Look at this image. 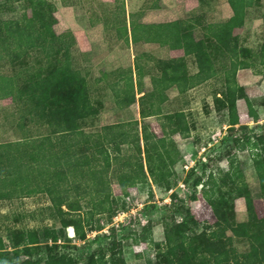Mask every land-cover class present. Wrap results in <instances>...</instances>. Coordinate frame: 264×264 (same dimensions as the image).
<instances>
[{
	"label": "trees",
	"instance_id": "trees-1",
	"mask_svg": "<svg viewBox=\"0 0 264 264\" xmlns=\"http://www.w3.org/2000/svg\"><path fill=\"white\" fill-rule=\"evenodd\" d=\"M201 2L203 6H212L210 0H201ZM228 2L232 7L233 15L224 22H212L204 26L209 36L207 49L204 48L203 40L194 44L188 30L185 33L180 31L184 24L185 29L195 26L193 19L172 25L174 29L176 27L174 33L178 35V40L184 45L185 50L190 52L193 49L195 52L200 75H205L204 78L209 79L220 69L224 70L226 91L223 95L219 93L220 97H216L214 101L226 106L229 125L232 127L239 124L237 101L245 99L251 107V99L246 88L237 79L238 68H250L251 65L246 61L240 63L238 57L240 44L237 36H232V31L233 28L245 24L248 10L256 0H228ZM29 7L32 9V15L27 19H3L0 16V59L8 58L27 70L31 67L25 56L30 55L32 51L41 50L47 58L49 73L35 80L33 85L30 81H25L22 85L18 76L0 73V97L17 95L20 100H28V103L32 104L28 114L34 115L32 117L30 114V118H36V122L44 127L46 124L50 125L51 131L50 135L44 133L33 135L30 134L32 133L30 130L24 129L22 140L0 142V198L19 191L28 194L36 192L44 186L47 173H51L58 179L70 183L75 192L71 196L69 194L71 189L68 187L65 192L54 195V188L45 184L44 188L52 194V200L58 210L55 217L60 218L62 227L60 229L46 227L43 231L44 237L57 243L64 235L65 229L72 227L77 236L85 239L88 231L97 230V227L104 228L100 222L98 225L95 224L96 213H108L112 222L111 219H114L117 212L112 206V201L115 202L116 198L112 196L109 183L111 167L114 164L118 166L117 178L124 190L138 184H148L149 187L156 185L171 190L177 185L175 166L183 160V154L173 136L177 133L189 136L192 128L187 114L181 110L160 115L164 119L163 137L151 131L149 124L142 123L143 145L139 120L104 125L97 133L85 131L84 126L90 116L98 114V109L92 105L86 76L76 67L77 64L73 63L72 50L76 46V37L71 31L61 34L56 32L50 17L49 0H29ZM6 9L12 11L14 7L11 5ZM6 9L0 5V11ZM207 12L202 11L199 17H206ZM199 17L194 19L196 23H200ZM62 55L64 60L61 62L59 58ZM262 57L264 64V42ZM184 75V71L176 64L171 71L165 69L164 88L170 86L169 83H165L166 77L181 80ZM147 96L146 93L140 100L141 117L161 114L162 111L156 107L159 104L157 101L150 100L148 110L144 108L142 100ZM133 97L134 99L129 101L135 100V95ZM117 99L119 104L125 101L121 98ZM126 123L131 125L130 131H134L133 136L132 132L124 130L123 126ZM52 134L56 141L52 139ZM131 136L134 137L133 140L130 139ZM230 139L232 142L235 138L231 135ZM222 140L217 146L216 155L223 153L224 144H227L229 136ZM127 143L130 153L124 154L122 146ZM254 165L260 180L261 193L264 196V153H259L255 157ZM51 166L54 167L53 171ZM195 168L193 166L188 172V178L193 175ZM220 172L222 176L212 178L209 181L210 185L205 187V184L203 189L204 196L216 218L213 224L205 225L195 218L187 201L195 199L196 196L176 199V193H172V202L165 207L170 211L169 221L166 223L165 242H155L150 231H147L151 230L150 227L144 230L147 233L141 237L142 240L152 244L155 242L157 246L156 264H209L211 260L214 264H232V262L233 264H264V229L262 228L264 217L260 218L255 211L254 199L248 184L244 180L238 181L236 175L231 174L229 170ZM70 177L73 178L69 179ZM82 178L87 179L85 185L82 183ZM88 193H92L95 210L84 216L81 214L80 199L85 198ZM236 197H243L246 200L249 213L247 220L237 219ZM63 205L67 210L63 209ZM179 213L184 214L182 221L175 219V215ZM126 226H131V223L122 225L121 228ZM114 228L112 225L111 233L105 235L109 239L107 246L109 255L103 253L101 261L104 260V264H128L121 249L114 251L116 244L120 242V239L116 238L117 233L114 232ZM33 236L32 231L18 229L13 234L12 247L16 251H26L34 243ZM236 239H247L251 243L250 250L243 256L238 255L233 248ZM2 246L0 242V249H4Z\"/></svg>",
	"mask_w": 264,
	"mask_h": 264
},
{
	"label": "rangeland",
	"instance_id": "rangeland-1",
	"mask_svg": "<svg viewBox=\"0 0 264 264\" xmlns=\"http://www.w3.org/2000/svg\"><path fill=\"white\" fill-rule=\"evenodd\" d=\"M63 1L66 4L72 3L74 6L80 5L82 1V7L90 12L92 11L91 0H49V2L51 7L50 17L53 20L56 32L61 34L71 31L76 37V46L72 50L73 63L74 65L77 64L76 67L86 76L92 105L95 109H98V114L90 116L84 129L87 132L97 133L104 125L116 122L123 117L131 118L134 116L131 112H125V114L117 110L116 104L120 103L116 98L118 96L117 91L113 95L110 89L104 85V82L100 84L94 81L99 69L97 65H94V61L100 55L99 52H95L92 42L96 44L99 40L104 44L108 43L109 40L115 44L118 42L115 36L109 37L108 40L102 34L96 35L100 30H103L102 28L91 30L89 27L88 31L85 32L79 24H76L73 20H68L74 13L65 9L62 5ZM139 1L142 0H132L136 7ZM210 1L212 6L207 11L211 21L228 20L233 15L228 0ZM196 3H198V0H196ZM0 5L5 9L11 5L14 7L12 11L8 9L0 11V16L3 19H27L32 15L29 0H0ZM80 7L81 5L77 8V14H79L77 17L84 20V17L80 15L82 10ZM188 8L194 9L195 7L188 6ZM114 15L113 13L111 19L108 18L104 21L107 27H104V30L111 32L122 30L124 27L123 21L114 20ZM182 17L186 18L187 16L182 13ZM136 25L139 27L134 29L135 39H137L136 31L145 28L144 26L141 28L139 24ZM157 33L159 34V32ZM232 36H237V41L240 44L238 48L240 63L246 61L251 65L250 68L239 67L237 70L238 82L247 84L246 92L249 93L251 107L245 99H239L237 101L239 124L230 127L226 106L216 102V100L214 101L216 97H220L219 93L223 95L226 91L227 84L224 70L220 69L209 81L195 87L192 93L193 98L189 101V104L187 105L185 102L181 106L190 108L189 120L192 128L190 136L184 141L182 139L184 136L180 134L174 136L176 143L181 146L183 160L175 166L177 185L173 189L166 190L165 187L156 185L149 187L148 184H138L124 190L117 178L118 166L114 164L109 172V183L112 196L116 198L115 202L112 201V206L117 211L115 216L118 213H123L127 208L130 210H126L128 216L124 217L123 213L119 218L117 217L116 221L121 223V219H126V223H130L129 220H131V226L121 228L122 226L115 224L114 219H111L112 222H110L108 213H96L94 215L95 224L98 225L100 222L104 228L99 229L97 227V230L88 231L87 237L81 239L75 232L73 234L72 227H68L59 241L54 243L51 239L44 237L43 231L46 227L60 229L62 223L58 216L55 217L58 210L52 200V194L44 188L45 184L54 188V195H57L58 192H65L68 187L71 189L69 192L71 196L75 191L72 190L70 183L47 173L46 182L38 191L31 194L19 191L0 198V242L4 247V249H0V264H104V260L101 261L103 253L109 255L107 248L109 239L105 235L111 233L110 228L112 225L115 227L114 232L117 233L116 238L120 239L114 251L117 252L121 249L128 264H156L157 246L154 243H164L166 240V223L169 221L170 211L165 207L172 202L171 194L176 193V199H188L191 195L196 196L195 199H188L187 201L195 218L201 221L202 224H213L216 218L204 196L203 189L205 184V187L210 185L209 181L212 178L222 176L220 171L229 170L231 174L236 175L238 181L244 180L248 184L254 199L255 211L260 218H263L264 196L261 193L260 180L254 165V159L259 153H264V64L262 57L264 0H256L255 4L248 10L245 24L233 28ZM100 37H102V40L99 39ZM148 56L150 55L148 54ZM25 57L31 68L25 70L26 68L21 64L4 58L0 59V73L18 76L19 83L22 85L25 81H30L33 85L35 80L41 79L49 73L47 58L44 57L41 50L32 51L30 55ZM59 59L62 62L64 56L62 55ZM146 61H148L146 55L139 56L137 59V73L142 77L140 78L141 81H143L145 75H148L149 68L144 67ZM109 66L105 65L103 68L101 66V69H107ZM154 69L156 76H159L158 69ZM123 83L128 89L127 91L130 92L133 89L134 84L130 76ZM113 84L111 89L116 90L118 82ZM143 84L145 83L143 82ZM125 87L122 86L121 88ZM150 100L159 102V85L158 87L155 86L142 102L150 104ZM181 102L182 100H180ZM31 105L28 100H20L17 95L15 97H0V142L22 140L24 129L30 130L32 132L30 134L33 135L38 133L50 135V125L47 126L46 124L44 127L36 122V118H30L31 115L34 116L32 113H30L31 115L28 114ZM147 121L151 127L157 129L160 135L164 133L162 127L164 119L162 116H155L147 119ZM231 135L236 140L234 139L231 142ZM51 136L56 141L55 136L53 134ZM227 136H229V140H227L226 145L224 144L221 155H216L212 149H206L209 143L215 139L220 143ZM122 149L124 154L130 153L127 146H122ZM204 156L207 158L206 161L202 158ZM193 166L196 167L194 173L188 178V172ZM50 168L52 171L54 170L53 166ZM85 181L87 182L86 178L82 181L84 185ZM80 193L82 194V192ZM91 195L92 193H88L85 198L80 199L81 214L84 216L95 210V201L92 200ZM93 197L97 199L96 196ZM63 209L67 210V207L63 205ZM235 211L238 221L249 218L245 198L236 197ZM183 215L182 213L176 214L175 219L182 221ZM148 227L151 230L147 231H150L155 241L153 244L141 238L147 233L144 230ZM262 228L264 229V226ZM18 229H26L34 234V243L26 251H16L12 247L13 234ZM233 248H235L238 255L243 256L250 250L251 243L247 239H236ZM105 259L107 260V257ZM209 264H214V261L211 260Z\"/></svg>",
	"mask_w": 264,
	"mask_h": 264
},
{
	"label": "crops",
	"instance_id": "crops-1",
	"mask_svg": "<svg viewBox=\"0 0 264 264\" xmlns=\"http://www.w3.org/2000/svg\"><path fill=\"white\" fill-rule=\"evenodd\" d=\"M62 3L65 9L74 13V15L69 17L68 20H73V22L79 24L85 32L88 31L89 27L91 30L102 28L103 30H100L96 35L102 34L107 37L108 40L109 37L112 38L113 36L117 39L118 43L116 44L111 43L110 40L105 44L100 40L97 42L98 44L92 42L95 52H99L100 55V57L94 61V65H97L99 68L97 76L94 77V81L100 84L104 82V85L110 89L113 95H115L116 91L118 94H121L122 92V94L116 98H121L125 101L121 104H116L117 110L124 113L131 112L134 115L131 118L123 117L120 120L109 124L128 122L132 119L139 120L141 143L143 145L142 123L150 125L147 119L155 116L160 117L163 113H173L181 110L184 111L190 119V108L181 106L185 102L188 105L189 101L193 98L192 93L194 92L193 90L195 87L209 81L210 78L206 79L204 78L205 75L199 74L200 66L196 59L195 52L193 49H191L190 52H187L184 45L180 44L177 37L178 35L174 33L176 27L174 29L172 24L177 22L185 23V21L193 19L192 21L195 23V26L185 29L184 24L180 31L185 33L188 30L191 35L192 43L195 44L198 41L203 40V44H205L204 48L207 49L206 43L209 41V36L207 35V30L204 29V26L215 21H211L209 19V12H207L206 17L199 16L202 11H207L209 7L203 6L201 0H198V3H196V0H142L138 2L137 7L134 5L132 0H91L92 11L89 12V10L82 7L83 2L81 1L80 8L82 10L80 15L84 17L83 20L78 19L77 17L79 16V14H77V8L80 5L74 6L72 3L66 4L64 1ZM188 6L195 8L190 9ZM113 13L115 14L114 20H122L124 27L119 31H106L104 30V27L107 28L104 21L108 18L111 19ZM182 13H184L187 17H182ZM197 16L200 18V23H196L194 20ZM226 20L227 19L220 22H224ZM136 24H139L141 28L142 26L145 27L143 30H139L138 32L136 31L137 39H135L134 36V29L139 26ZM157 32H159V34ZM99 39L102 40V37ZM148 54L150 56H148ZM144 55L148 58V61L144 63V67L149 69L148 75H145L143 81H141L140 78L142 77L139 76V73H137V59L139 56L141 57ZM174 64L178 65L184 71L185 75L181 80L178 78L174 80L173 78L171 79L170 77H166L165 83H169L170 86L164 88V71L165 69L171 71ZM105 65H110V68L101 69V66L103 68ZM95 66L93 67L95 68ZM218 66H220V63H218ZM154 68L158 69L159 76H156ZM129 76L134 84L133 89L130 90V92L127 91L128 89L123 83V81H125V79ZM117 82V89L112 90L111 88L114 85L113 83ZM143 82L145 84H143ZM240 84L247 90V84ZM158 85V105L162 113L142 118L140 105V100L142 99L141 97L146 93L149 95L152 89L155 86L158 87ZM120 86H124L125 88H121ZM134 95L135 100H130V102L129 99H134ZM180 100H182L181 103ZM144 105V108L148 110V104L145 103ZM158 105H156V107H158ZM123 128L127 131L132 129L131 125L128 123H126ZM150 130L155 132L159 137H163L164 135V133L160 135L157 129L153 127H151ZM130 132H132L133 136L134 131L132 130ZM132 136L130 138L131 140L134 138ZM174 136L173 138H175ZM182 136H184L182 138L184 141L188 139L190 135ZM124 145L129 148L128 143ZM130 145L132 144L130 143ZM177 146L180 149L181 146L179 144H177ZM152 186L154 187L155 185Z\"/></svg>",
	"mask_w": 264,
	"mask_h": 264
},
{
	"label": "built area",
	"instance_id": "built-area-1",
	"mask_svg": "<svg viewBox=\"0 0 264 264\" xmlns=\"http://www.w3.org/2000/svg\"><path fill=\"white\" fill-rule=\"evenodd\" d=\"M218 144H220V143H218L217 142V139H215L213 142H211V143H209V145H208V147L206 148V149H212V151L216 154L217 153V151H218V148H217V146H218ZM203 158V160H207V158H206V156H204V157H202ZM126 210H128V211H130L129 209H126ZM123 211V213H118V215L117 216H115V218H114V220H115V224L117 225V226H122V225H128V224H130L131 223V220H129V222L130 223H126L127 221H126V219H121V217H120V219L122 220V222L121 223H118L117 221H116V219H117V217L119 218V216L120 215H124V217L125 216H128V214L126 213V212H128V211ZM133 210V209H132ZM119 212V211H118ZM123 218V217H122ZM72 231H73V234H74V229L72 228Z\"/></svg>",
	"mask_w": 264,
	"mask_h": 264
},
{
	"label": "clouds",
	"instance_id": "clouds-1",
	"mask_svg": "<svg viewBox=\"0 0 264 264\" xmlns=\"http://www.w3.org/2000/svg\"><path fill=\"white\" fill-rule=\"evenodd\" d=\"M75 232V231H74Z\"/></svg>",
	"mask_w": 264,
	"mask_h": 264
}]
</instances>
